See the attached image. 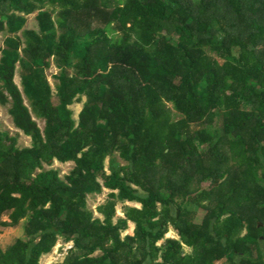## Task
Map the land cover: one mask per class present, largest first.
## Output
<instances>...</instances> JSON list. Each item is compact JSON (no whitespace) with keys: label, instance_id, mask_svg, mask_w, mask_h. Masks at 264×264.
<instances>
[{"label":"trees","instance_id":"16d2710c","mask_svg":"<svg viewBox=\"0 0 264 264\" xmlns=\"http://www.w3.org/2000/svg\"><path fill=\"white\" fill-rule=\"evenodd\" d=\"M0 34V264H264V0H0Z\"/></svg>","mask_w":264,"mask_h":264},{"label":"rangeland","instance_id":"374dc122","mask_svg":"<svg viewBox=\"0 0 264 264\" xmlns=\"http://www.w3.org/2000/svg\"><path fill=\"white\" fill-rule=\"evenodd\" d=\"M37 14H38V12H35V13L30 14L26 17V23L24 26V30L38 31V22H37V19H35V15H37ZM2 40H3V35L0 34V47L2 44ZM72 72H73V70H69V73H72ZM59 73H60L59 70L56 69L54 64H52L50 69H48L45 73V75L47 77V81H48V83H50V86L52 88L53 101L55 104L58 103V98L56 95L57 94L56 87L59 84L58 81L55 79V76H58ZM14 82H15L16 86L19 88V90H21L18 73L16 74V76L14 78ZM85 100H86V98L82 97L81 103H74L73 105H71L69 107L70 109H72L73 117L76 120H78L79 112L82 110L83 103L85 102ZM24 103H25V105L29 106L26 99H24ZM8 107H9V104L4 105V106L0 105V131H5L8 133L9 136L16 137V146L18 148L30 147L31 146V139L24 136L19 130H17L13 126L11 117L8 113ZM171 107L173 108V106H171ZM33 116L37 120L38 126L42 130L43 126H44V120L40 117L35 116V114H33ZM174 116H178V114H176L174 112ZM122 164H123V162H122V160L119 159L117 154H114V156H112L110 158H106V163H105L106 173L110 174V166L117 168L118 166H120ZM74 167H75V163H73V162L60 163L58 161H55L51 166L44 165L45 169H51L52 168V169L57 170L60 174V177H62V178L67 176L72 171V169ZM113 177H115V176H113ZM112 180H113V183H112V186L110 188H104L103 192L101 194H92V195L88 196L87 203H88L89 208L91 210H93L95 218L102 219L101 215L98 214V212H97L98 206L103 204L106 201L107 196L110 192H114V193L116 192V189H113L112 187L115 186L118 179L115 177V179L112 178ZM125 205H129V206H133V207H137V208L140 207L139 204L132 203V202H126ZM122 206L123 205L121 203H117V205L115 207L116 218H119L118 213L122 214ZM188 208L197 209L196 206H193L191 204L188 205ZM203 213L204 212L201 210L198 211V218L199 219L201 217V214H203ZM3 220L6 221V218L4 217ZM114 221H116V219ZM23 224L24 223H19L16 227H13V228H0V248L2 250H5L8 246L13 244V242L16 239H19L22 237ZM129 233L131 234V231H126L125 233L122 234V236L124 237V236L128 235ZM166 239H176V236L169 232V234L166 236ZM160 245L161 244H159V246ZM71 247H72V244L64 245L60 241L58 243V245L55 247L54 251L50 255L41 257L40 264H63V262L67 256V252L71 249ZM185 252L188 253V252H190V250L185 249Z\"/></svg>","mask_w":264,"mask_h":264},{"label":"crops","instance_id":"0c3cea01","mask_svg":"<svg viewBox=\"0 0 264 264\" xmlns=\"http://www.w3.org/2000/svg\"><path fill=\"white\" fill-rule=\"evenodd\" d=\"M119 215H118V217L119 218H123V215L122 214H120V213H118ZM133 230H134V225L132 224V223H128V230L127 231H131V234L129 233L128 234V236H132L133 235ZM170 233H172V234H174V232L170 229ZM126 235V234H125ZM175 235V234H174ZM176 236V235H175ZM123 237V236H122ZM178 238H177V236H176V239H174V240H177ZM71 244V243H70ZM161 244V243H160ZM69 245V244H68ZM159 246V245H158ZM72 247H73V245H72ZM47 256V255H46ZM44 257V256H43Z\"/></svg>","mask_w":264,"mask_h":264},{"label":"built area","instance_id":"2783aa9c","mask_svg":"<svg viewBox=\"0 0 264 264\" xmlns=\"http://www.w3.org/2000/svg\"><path fill=\"white\" fill-rule=\"evenodd\" d=\"M72 248V247H71Z\"/></svg>","mask_w":264,"mask_h":264}]
</instances>
